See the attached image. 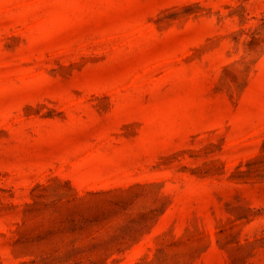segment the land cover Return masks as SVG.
<instances>
[{"label": "rangeland", "instance_id": "obj_1", "mask_svg": "<svg viewBox=\"0 0 264 264\" xmlns=\"http://www.w3.org/2000/svg\"><path fill=\"white\" fill-rule=\"evenodd\" d=\"M0 264H264V0H0Z\"/></svg>", "mask_w": 264, "mask_h": 264}]
</instances>
